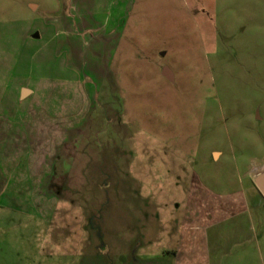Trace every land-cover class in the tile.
<instances>
[{
    "label": "rangeland",
    "instance_id": "obj_1",
    "mask_svg": "<svg viewBox=\"0 0 264 264\" xmlns=\"http://www.w3.org/2000/svg\"><path fill=\"white\" fill-rule=\"evenodd\" d=\"M94 1L0 0V115L27 109L33 152L62 156L52 220L1 191L0 264H169L192 179L260 198L264 0H132L83 31Z\"/></svg>",
    "mask_w": 264,
    "mask_h": 264
},
{
    "label": "crops",
    "instance_id": "obj_2",
    "mask_svg": "<svg viewBox=\"0 0 264 264\" xmlns=\"http://www.w3.org/2000/svg\"><path fill=\"white\" fill-rule=\"evenodd\" d=\"M132 3V0H120L119 5L117 2H111L108 6L101 5L99 0H95L93 9L79 17L80 27L83 31L95 29L97 22L93 20L92 14L101 12L123 14ZM90 14L92 20L88 21L87 15ZM115 20V24L119 20L121 29L123 26L121 17ZM100 26L108 30V36L112 33L109 30L116 27L111 28L112 25L108 26V22H102ZM109 46L112 47L110 44ZM20 88L22 91L27 89L24 94L21 93V98H27L34 92L32 88L24 85H21L19 90ZM17 109L16 107L14 111ZM12 114L17 117L5 118L0 115V196L7 184L12 185L11 191L24 189L30 194L33 191H41L37 201L34 202L32 196L30 204L22 206L27 210L33 209L36 216L52 220L54 218L52 213L45 214L50 209L48 196H44L51 193L55 199L53 192L57 190L55 186L57 162L62 156L56 153L53 157L48 156L44 159L38 151L33 152L32 138L38 137V131L31 128L34 119L28 118L30 114L27 113V109L22 113L18 111ZM38 125L43 123L38 121ZM73 139L70 137L68 140ZM34 157L36 160L32 162ZM5 173L9 174L8 179ZM188 189L185 213L176 244L169 250L172 256L169 264H264V247L260 243L264 239V233L255 232L254 226L256 212L264 205L261 195L256 199L254 195L249 196L243 188L219 193L197 179H192ZM12 196L7 194L5 202L14 205L15 199ZM42 211L47 212L43 215Z\"/></svg>",
    "mask_w": 264,
    "mask_h": 264
},
{
    "label": "water",
    "instance_id": "obj_3",
    "mask_svg": "<svg viewBox=\"0 0 264 264\" xmlns=\"http://www.w3.org/2000/svg\"><path fill=\"white\" fill-rule=\"evenodd\" d=\"M26 91L27 89H24L22 94H24ZM252 180L264 198V164L252 174Z\"/></svg>",
    "mask_w": 264,
    "mask_h": 264
}]
</instances>
